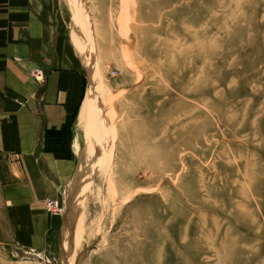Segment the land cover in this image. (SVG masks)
I'll list each match as a JSON object with an SVG mask.
<instances>
[{
  "label": "rangeland",
  "instance_id": "374dc122",
  "mask_svg": "<svg viewBox=\"0 0 264 264\" xmlns=\"http://www.w3.org/2000/svg\"><path fill=\"white\" fill-rule=\"evenodd\" d=\"M59 1L88 76L75 264H264V0Z\"/></svg>",
  "mask_w": 264,
  "mask_h": 264
},
{
  "label": "crops",
  "instance_id": "0c3cea01",
  "mask_svg": "<svg viewBox=\"0 0 264 264\" xmlns=\"http://www.w3.org/2000/svg\"><path fill=\"white\" fill-rule=\"evenodd\" d=\"M87 86L59 0H0V256L7 264H75L66 216L47 200L63 204L76 176V118ZM80 264L106 263L84 255Z\"/></svg>",
  "mask_w": 264,
  "mask_h": 264
},
{
  "label": "built area",
  "instance_id": "2783aa9c",
  "mask_svg": "<svg viewBox=\"0 0 264 264\" xmlns=\"http://www.w3.org/2000/svg\"><path fill=\"white\" fill-rule=\"evenodd\" d=\"M34 73L41 74V71L36 69ZM47 205L51 212L60 213V214L65 212V207L60 205L58 202L54 200H47Z\"/></svg>",
  "mask_w": 264,
  "mask_h": 264
},
{
  "label": "bare ground",
  "instance_id": "6f19581e",
  "mask_svg": "<svg viewBox=\"0 0 264 264\" xmlns=\"http://www.w3.org/2000/svg\"><path fill=\"white\" fill-rule=\"evenodd\" d=\"M92 85H93L92 87H94V82L92 83Z\"/></svg>",
  "mask_w": 264,
  "mask_h": 264
}]
</instances>
